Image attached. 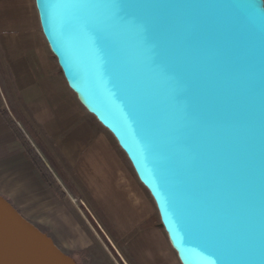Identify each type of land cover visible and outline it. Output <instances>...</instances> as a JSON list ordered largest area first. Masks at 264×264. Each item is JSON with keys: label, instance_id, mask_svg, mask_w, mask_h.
<instances>
[{"label": "water", "instance_id": "1", "mask_svg": "<svg viewBox=\"0 0 264 264\" xmlns=\"http://www.w3.org/2000/svg\"><path fill=\"white\" fill-rule=\"evenodd\" d=\"M34 1L180 264H264V0ZM0 264L77 263L0 196Z\"/></svg>", "mask_w": 264, "mask_h": 264}, {"label": "crops", "instance_id": "2", "mask_svg": "<svg viewBox=\"0 0 264 264\" xmlns=\"http://www.w3.org/2000/svg\"><path fill=\"white\" fill-rule=\"evenodd\" d=\"M29 10V0H0L10 100L0 98V196L77 264H177L122 150L54 73ZM4 110L64 197L43 181Z\"/></svg>", "mask_w": 264, "mask_h": 264}, {"label": "rangeland", "instance_id": "3", "mask_svg": "<svg viewBox=\"0 0 264 264\" xmlns=\"http://www.w3.org/2000/svg\"><path fill=\"white\" fill-rule=\"evenodd\" d=\"M29 9H30L29 10V16H30V20H31V25H32L35 33L37 34L38 38L40 39L42 46L45 48V50H46V52H47V54L49 56V61H50V64L52 65V69H53L54 73L56 74V76L58 78H60L66 84V86L68 87V85H67V83H66V81H65V79H64V77L62 75V72H61V70H60V68L58 66L57 60L54 57V55L51 53L50 48H49V46H48V44H47V42H46V40L44 38V35L42 33V30H41V27H40V24H39V20H38V13H37V10H36L35 4H34V0H29ZM74 96L77 99L75 94H74ZM0 98H1L3 103H4L3 100H5L4 106L7 105V106L10 107V102H9L10 100H9L8 94H7V83H6V80H5V74H4V71H3V67L1 65V58H0ZM123 156H124L128 166H129V170H130L131 174L137 180L140 188L142 189V191L144 192L145 196L147 197V200H148L149 205L151 207V222L153 223L155 228L158 229V231L161 234L162 238L164 239L165 243L169 247L171 253L174 255L177 264H180V262L178 260V257H177V254L172 249V247H171V245L169 243L167 234H166L165 230L163 229V227L161 225L160 217H159L156 205H155L152 197L150 196V194L147 191V189L139 182V180H138V178H137V176H136V174H135V172H134V170H133V168H132V166H131L128 158H127V156L124 154V152H123ZM97 218L100 221V223H104V220H103V218L101 216H97Z\"/></svg>", "mask_w": 264, "mask_h": 264}, {"label": "trees", "instance_id": "4", "mask_svg": "<svg viewBox=\"0 0 264 264\" xmlns=\"http://www.w3.org/2000/svg\"><path fill=\"white\" fill-rule=\"evenodd\" d=\"M3 115L5 119L7 120L8 124L13 129L15 135L20 140V142L23 144L25 150L27 151L29 157L32 159L34 164L36 165L37 169L39 170L41 177L43 181L48 184L51 188L57 191V193L64 197V194L57 184L56 180L53 178L52 174L50 173L47 166L44 164V162L41 160V158L37 155L36 151L33 149L27 138L25 137L22 130L18 127V125L14 122V120L11 118L10 114L4 110Z\"/></svg>", "mask_w": 264, "mask_h": 264}, {"label": "bare ground", "instance_id": "5", "mask_svg": "<svg viewBox=\"0 0 264 264\" xmlns=\"http://www.w3.org/2000/svg\"><path fill=\"white\" fill-rule=\"evenodd\" d=\"M35 2V1H34ZM39 19V18H38Z\"/></svg>", "mask_w": 264, "mask_h": 264}]
</instances>
